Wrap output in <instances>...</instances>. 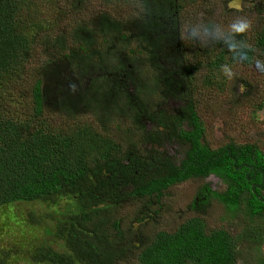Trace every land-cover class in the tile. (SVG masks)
I'll return each mask as SVG.
<instances>
[{"label": "trees", "instance_id": "16d2710c", "mask_svg": "<svg viewBox=\"0 0 264 264\" xmlns=\"http://www.w3.org/2000/svg\"><path fill=\"white\" fill-rule=\"evenodd\" d=\"M104 1L111 11L101 14L94 32L75 30L72 43L65 31L60 44H47L51 52L44 59L35 57L40 56L44 32L39 27L29 38L30 0H0V214L11 204L31 202L43 203L49 210L43 215L37 210L25 214L46 234L36 240L32 251L23 252L26 264L120 263L126 249H133L124 243L121 221L108 224L99 220L101 213L133 202L161 204L172 187L191 179L214 175L226 184L224 191L203 186L196 205L208 209L218 202L233 216L243 207L251 218L264 216V151L255 143L233 141L213 148L195 106V81L205 70L204 60L207 84L221 70L226 55H233L213 36L192 43L184 39L176 20L199 0ZM74 3V11L84 4ZM114 9L126 12L113 14ZM255 9L260 22L250 31L252 49L249 61L241 62L244 66H251L256 58L264 60V0ZM128 16L133 18L127 20ZM131 23L137 24L138 40L127 28ZM144 30L156 39H149ZM138 41L148 42V55ZM52 48L63 51L58 66ZM30 59L38 65L29 66ZM64 65L84 90L71 96L70 104L57 103L70 124L51 127L45 122L44 79L47 72L53 77L62 74L58 69ZM89 70L100 71L86 83L83 78ZM133 75L138 77L135 83ZM16 92L27 100L23 109L32 115L29 121L4 110ZM158 96L169 103L173 98L185 100V107L153 113L150 104ZM80 112L92 114L95 122L71 121ZM147 122L155 124L153 131ZM141 135L144 151L137 143ZM163 136L186 147L180 163L161 150ZM258 228L256 239L262 233ZM240 240L232 230H209L203 218H191L175 231L156 233L141 247V260L143 264H237ZM8 261L9 256L0 254V264Z\"/></svg>", "mask_w": 264, "mask_h": 264}, {"label": "rangeland", "instance_id": "374dc122", "mask_svg": "<svg viewBox=\"0 0 264 264\" xmlns=\"http://www.w3.org/2000/svg\"><path fill=\"white\" fill-rule=\"evenodd\" d=\"M82 2L84 4L80 5L81 10L74 11V0H30L29 6H31L33 12H28L30 15L27 19L33 27V32H28V34L30 33L29 38L39 27V31L42 30L45 33L40 35V37L45 36L43 47L37 52L40 56L35 57H44L45 59L51 52L49 48H46L47 44H60L65 31L70 33L72 43L75 42L73 35L75 30L86 29V31L92 30L94 32L101 14L111 11V7H108L104 0H82ZM257 2L259 0H199L194 2L193 5H189L188 8L186 7L187 12L184 13V16L179 17L176 23L180 27L184 39L192 43L194 40L190 38L187 31L190 26L214 21L227 29V26L233 20L243 17L248 19L250 27L245 33L240 34L237 39L245 43L249 40L250 31L252 32L255 25L260 22L255 9ZM116 11L126 12L122 9H114L113 14ZM131 18L133 16H128L127 20ZM77 24L80 27L75 29ZM127 28L138 40L137 24L131 23ZM29 29L30 25L28 31ZM144 33L147 37L151 35L146 30H144ZM36 34L38 35V31ZM154 37L150 36L149 39H156ZM208 37L211 38L212 36L208 35ZM34 41L36 42L38 39L35 38ZM138 42L141 45L142 52L148 55V42L145 41L143 44L140 41ZM164 44L168 48V43ZM189 49V58L191 60L195 59L194 54H191L194 52V47ZM45 50H48V52L46 53ZM54 52L52 60H56V66H58L63 51L58 53L57 49ZM226 57L225 63L231 64L235 73L232 79L226 78L220 70L216 72L214 79L204 84L203 81L207 82V77H209L206 70L208 63L204 60L206 63L205 70L199 76L200 80L195 81L197 87L193 97L196 100L197 104L195 106L205 128L206 140L213 148H219L233 141L239 145L255 143L264 151V72L259 71L254 64L251 66L242 65L241 62H237L238 57L234 59L231 53H228ZM36 65L38 63L30 59L29 66ZM66 68V65L60 67L58 70L63 73H59L54 77L50 72H47L44 79L45 122L51 127L70 124V121L62 114L63 112L59 111L60 106L57 103L60 100H68L67 104H70L69 98L84 90L83 85L79 84L78 78ZM99 71L89 70V73L83 78L84 82L88 83L91 78L98 75ZM133 76V83H135L138 77ZM32 79H29V81L31 82ZM22 80L20 79V81ZM12 83H8L5 94H9ZM15 88L18 89L19 87L15 86ZM26 93L29 94L31 91ZM175 99L173 98L169 103V100L158 96L156 101L150 104V111L153 113H168L171 111L170 106L175 110L183 109L185 100ZM9 103L4 104L5 111L17 112L21 115L20 118L23 121L31 120L32 115H28L27 112L25 113L26 109H23L27 100L21 98L19 93L16 92L13 101ZM13 104H16L17 107ZM80 119L95 122L92 114L82 115L81 112L79 117L71 119V121ZM146 125L149 130L153 131L152 128L155 124L147 122ZM160 142L163 144L161 150L168 153L173 161L180 163L184 157L186 147L170 136H163L160 138ZM137 143L144 151L146 145L142 135L137 139ZM148 147L150 149L151 145ZM205 185H208L214 191H224L226 189V184L214 175L206 179H191L172 187L161 204L149 206V202H133L119 205L101 213V216L98 217L99 220L105 219L108 224L118 220L121 221L125 235L124 243L133 249V251H130L127 248L126 258L118 264H143L141 260L143 248L141 247L147 245L156 233L175 231L182 222L198 217L203 218L209 230L215 231L224 228L232 230L236 236L241 238L237 264H263L264 216L251 218L249 214L244 212L245 207L233 216L229 210L218 202L212 203L208 209L200 204L196 205L197 194ZM32 210H37L41 215L49 211L45 204L38 202L25 203L20 206L11 204L1 211L4 216L0 214V254L9 256L8 264H26V261L22 260V257H24L23 252L29 253L32 251L36 245V240L46 236L38 225H32L27 221L25 214ZM141 218L143 220L140 221ZM258 227H262V233L260 238L256 239L255 231L257 233ZM112 230L113 228L110 229V231ZM13 254H18V256L13 258L11 257Z\"/></svg>", "mask_w": 264, "mask_h": 264}, {"label": "clouds", "instance_id": "9594fccd", "mask_svg": "<svg viewBox=\"0 0 264 264\" xmlns=\"http://www.w3.org/2000/svg\"><path fill=\"white\" fill-rule=\"evenodd\" d=\"M250 27L248 19L240 17L233 20L225 29L221 24L208 21L204 24L192 25L188 28V35L193 40H202L203 37L211 35L216 39L221 40L226 44L228 50L233 53L234 59L238 57L237 62L249 61L250 55L249 50L252 49L250 44H245L242 40L237 39L240 34L245 33ZM256 68L264 72V60L256 58L254 59ZM221 72L223 75L232 79L235 75L233 66L225 63L221 65Z\"/></svg>", "mask_w": 264, "mask_h": 264}]
</instances>
